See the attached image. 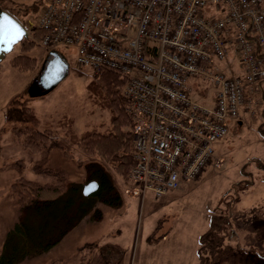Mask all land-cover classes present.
<instances>
[{
	"label": "built area",
	"instance_id": "obj_1",
	"mask_svg": "<svg viewBox=\"0 0 264 264\" xmlns=\"http://www.w3.org/2000/svg\"><path fill=\"white\" fill-rule=\"evenodd\" d=\"M40 8L42 47H72L77 64L126 77L129 196L160 198L223 164L215 143L260 102L264 0H44ZM194 77L211 84L213 106L190 96Z\"/></svg>",
	"mask_w": 264,
	"mask_h": 264
},
{
	"label": "rangeland",
	"instance_id": "obj_2",
	"mask_svg": "<svg viewBox=\"0 0 264 264\" xmlns=\"http://www.w3.org/2000/svg\"><path fill=\"white\" fill-rule=\"evenodd\" d=\"M17 1L28 4L19 9L20 4L16 2L18 5L13 7V10L19 20L24 25H28L32 32L38 27L37 18L41 12L42 2L38 4L39 7H31L29 5H33L35 0ZM59 51L66 57L69 65L68 75L48 92L31 93L29 90L32 83L40 76L49 53L40 44L29 51V55L37 58L35 68L32 70L20 71L11 65L10 59L22 53L20 42L0 61V257L3 255L9 231L18 223H29L32 231L41 234L43 238L44 235L48 237L59 233L54 230L56 227L50 221L40 215L24 213L20 216L18 204L20 193L13 189L12 184L21 176L41 182L50 181L53 177L33 170L34 159L39 155H31L16 139H13L12 129L15 126L51 128L56 136L63 138L69 150L52 147L49 150L50 163L63 166L73 182L81 184L82 187L89 182L85 163L90 159H96L107 167L118 188L123 190L124 185L115 171L121 153L118 154L117 159L107 162L101 157L90 158L83 154L75 143L82 133L89 130L109 131L113 111L108 106L106 92L100 87V73L77 64L76 52L72 47L62 46ZM190 87V96L193 99L210 106L214 105V90L209 82L194 77L190 81ZM199 93L207 97L203 99ZM13 97H16L15 102L10 103ZM26 108V112H22ZM32 111L35 112L37 119H34ZM252 116L254 118L259 116L261 119H254V122L244 125L242 131L238 133V138L234 140L233 148L229 147L228 157L225 159L224 156L223 164L220 167L209 165L203 176L188 182L184 190L167 196L165 194L160 198L154 196L152 192H147L144 200L139 197L134 199L125 192L127 182L123 191L124 202L121 206L113 207L99 202L94 210L78 225L68 230L58 243L37 254L27 255L13 264H50L54 260L72 257L81 246L110 247L113 244L118 245V248L111 250L115 260L118 256H122L123 264H141L140 258L145 256L144 247L150 243L151 238H154L151 236L154 227L160 222L162 224L165 218L168 219L167 222H172L169 225L166 247L179 245L186 250L194 238L193 242L196 241L197 248L199 242L197 235L209 228L213 209L219 206L221 208L214 210L219 212L231 200H223L229 180L235 178L232 171H228L227 168V166L235 167L230 161H240L248 151H254L258 144L260 147L259 140L264 137L263 107H257L256 114ZM252 159L255 161H249V165L256 162L258 166L264 168V158ZM262 172L264 173V170ZM169 195L176 200L165 205ZM97 211L101 216L92 219L91 216ZM24 219L26 221H23ZM163 226L164 231L169 227L166 223H163ZM255 238L258 239L254 249L260 259L259 263H264V257L261 256L264 255V247L259 242V240L264 242V225ZM110 249L107 252L111 253ZM167 253L168 264H172V259L179 255L172 251Z\"/></svg>",
	"mask_w": 264,
	"mask_h": 264
},
{
	"label": "trees",
	"instance_id": "obj_3",
	"mask_svg": "<svg viewBox=\"0 0 264 264\" xmlns=\"http://www.w3.org/2000/svg\"><path fill=\"white\" fill-rule=\"evenodd\" d=\"M40 2H43V0H35V3L29 6L39 7ZM19 4V9L28 5L20 2ZM32 32L33 39L28 36L21 41L25 52L37 45L38 40L43 35V31L39 27H36ZM36 61L35 57L21 54L13 57L11 64L21 71H27L35 68ZM99 73L100 87L106 92L108 106L113 111L109 131L89 130L82 133L75 140V143L83 154L90 158L101 157L103 161L107 162L117 159L121 153L115 171L124 185L123 190L118 188L112 173L101 161L90 159L85 163L87 180H96L98 188L89 195H85L81 184L73 182L63 166L50 163L49 150L52 147L69 150L68 144L63 138L56 136L51 128L38 129L15 126L12 129L13 139H16L31 155H39L34 159L33 170L53 177L50 181L41 182L21 176L12 184L13 189L20 193V201L18 202L20 216H23L24 213H27L26 215L29 213L40 215L45 220L50 221L56 227L54 230L59 231V233L55 236L49 234L51 236L48 237L44 235L43 238L41 234H35L32 231V226L29 223L16 224L9 231L3 255L0 257V264H13L17 260L27 257V255L37 254L55 245L68 230L78 225L89 215L99 202L113 207H119L123 204L124 187L128 182L130 169L134 164V118L127 110L129 100L123 93L126 77L112 68H103ZM260 85L259 100H261L260 97L264 98V81ZM15 98L13 97L10 103L15 102ZM257 107L258 104L254 107V114H256ZM26 110L27 108L22 112L25 113ZM32 112L34 119H37L35 112ZM72 207L73 209H71ZM218 208L221 207L216 206L213 211L218 210ZM50 209H55V211ZM213 211L210 226L199 239L197 264H221L224 258L234 249L229 245V239L235 236L230 215L223 208L219 212ZM97 213L93 214L91 218L95 219L101 216L99 211ZM80 253L79 264H108L105 257L93 247H82ZM71 262L73 263L74 259L73 261L72 259L54 260L50 264H71Z\"/></svg>",
	"mask_w": 264,
	"mask_h": 264
},
{
	"label": "crops",
	"instance_id": "obj_4",
	"mask_svg": "<svg viewBox=\"0 0 264 264\" xmlns=\"http://www.w3.org/2000/svg\"><path fill=\"white\" fill-rule=\"evenodd\" d=\"M16 2L19 4V1L17 0H0V10L5 9L8 12H10L12 15L17 17L13 10V7L18 5ZM26 27L28 28L29 31V35H28L29 38L33 39L32 38L33 32L29 30L28 25ZM38 44H40L39 41ZM20 46L22 53L17 55H21V54L29 55V51L32 48L27 52H25L22 48V42H20ZM29 56L35 57L32 55ZM62 56L66 60L64 54H62ZM47 59H50V57L47 56ZM66 75H68V72ZM260 99L261 100H259L260 102L258 103V107L262 106L264 109V98L262 99L260 97ZM254 119L259 120L261 118H259V116L254 118L249 111L244 110L239 119L231 121L227 136L215 143L216 155L218 157H222L223 159L225 156L226 159V157H228L229 155L227 153L228 149L229 147L233 148V145L235 143L234 140L239 136L238 133L242 131V128L246 123L250 124ZM259 142H260V147L258 144L254 151H248L240 161H236V162L230 161L231 164H233L235 167L227 166L228 171H232V173L235 175V178L230 179L228 182L229 185L226 189L223 200L226 199H231V200L227 202L224 209L230 215V220L232 221L233 224L235 236H233L234 238L229 239V245L234 248L233 252H231L228 256H226L221 264H264L263 262L259 263L260 259L258 257L257 251L254 249L255 245L258 243V239H256L255 236L259 234L261 227L264 225V205H263L264 204V173L262 172L264 168L258 166L256 162L254 164L249 165V161L251 162L255 161L252 158L255 159L256 157L260 159L264 158V137L261 140H259ZM244 158L245 160L243 161ZM188 182L183 183V185L179 189L168 192L165 196H167L168 194H172L174 192L184 190L187 187L186 184ZM170 196L171 195H169L166 204L164 203L165 205L169 204L171 201H172L171 203H173L175 198H171ZM145 197L146 195L143 198L142 197L139 198L144 200ZM133 198L135 199V196H133ZM163 220L161 219V221H163L162 224L160 222L154 227V230L152 231L153 233L151 235L154 236V238L151 239L149 238L150 243H148V245L144 247L145 256L140 258V261L142 262L141 264H154V263L168 264V262L166 261L168 257L167 252L170 251L174 253H179V255H177L172 259L173 261L172 264H197L199 242L196 248V241L193 242L194 239L193 238L192 243L186 247V250L179 245L166 247L165 243L168 240V233L170 231L169 225H171L172 222L169 221L167 222L168 219L166 218ZM163 223H166V225L169 226L165 231L163 230L164 229ZM203 233L197 235L199 239ZM259 242L262 243L264 247L263 244L264 242H262L261 240H259ZM82 247L83 246H81L79 250L72 255V257H67L64 259L65 260L72 259V261L74 259L73 264H79L80 256H81L80 249ZM115 248H118V245L113 244L110 247L106 245L101 247L99 246L93 247V249L99 251L105 257L108 264H123L122 256L121 257L118 256L116 260L114 258V253L111 250H115ZM109 249L111 253L107 252ZM181 253L184 254L181 255ZM261 256L264 257L263 254Z\"/></svg>",
	"mask_w": 264,
	"mask_h": 264
},
{
	"label": "water",
	"instance_id": "obj_5",
	"mask_svg": "<svg viewBox=\"0 0 264 264\" xmlns=\"http://www.w3.org/2000/svg\"><path fill=\"white\" fill-rule=\"evenodd\" d=\"M8 15L10 18L14 19L23 29L22 38L11 46V50L14 46L21 42L24 38L28 37L29 31L28 28L14 15L8 12L5 9L0 10V16ZM11 50H8L7 45L0 44V61L9 53ZM53 56V59H47L41 69L40 76L32 83L30 86L31 93H42L48 92L53 89L57 83L65 77L69 70V65L66 60L63 58L62 54L57 50H52L49 52L48 57ZM95 185V188L89 191V186ZM98 188V182L96 180H91L84 184L83 193L89 195Z\"/></svg>",
	"mask_w": 264,
	"mask_h": 264
},
{
	"label": "snow or ice",
	"instance_id": "obj_6",
	"mask_svg": "<svg viewBox=\"0 0 264 264\" xmlns=\"http://www.w3.org/2000/svg\"><path fill=\"white\" fill-rule=\"evenodd\" d=\"M22 27L8 15L0 16V44L7 45L8 50L18 42L23 36ZM95 185L89 186V191L93 190Z\"/></svg>",
	"mask_w": 264,
	"mask_h": 264
},
{
	"label": "flooded vegetation",
	"instance_id": "obj_7",
	"mask_svg": "<svg viewBox=\"0 0 264 264\" xmlns=\"http://www.w3.org/2000/svg\"><path fill=\"white\" fill-rule=\"evenodd\" d=\"M50 58L53 59V56L51 55Z\"/></svg>",
	"mask_w": 264,
	"mask_h": 264
}]
</instances>
